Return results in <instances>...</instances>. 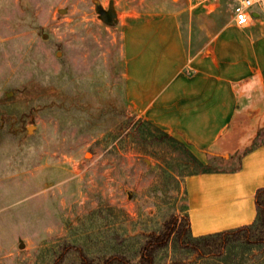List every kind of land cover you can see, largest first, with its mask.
<instances>
[{
    "label": "rangeland",
    "instance_id": "obj_1",
    "mask_svg": "<svg viewBox=\"0 0 264 264\" xmlns=\"http://www.w3.org/2000/svg\"><path fill=\"white\" fill-rule=\"evenodd\" d=\"M237 2L0 0V264L136 263L149 236L188 216L186 179L222 161L124 107V32L177 13L190 55L211 42L250 54L264 11L237 26ZM156 264H264V245L202 258L173 243Z\"/></svg>",
    "mask_w": 264,
    "mask_h": 264
},
{
    "label": "crops",
    "instance_id": "obj_2",
    "mask_svg": "<svg viewBox=\"0 0 264 264\" xmlns=\"http://www.w3.org/2000/svg\"><path fill=\"white\" fill-rule=\"evenodd\" d=\"M178 16L125 30V94L139 117L222 161L219 173L186 179L188 217L198 237L256 218L255 195L264 188V44L246 54L243 44L234 50L211 42L210 50L190 55ZM230 49L235 58H228Z\"/></svg>",
    "mask_w": 264,
    "mask_h": 264
},
{
    "label": "trees",
    "instance_id": "obj_3",
    "mask_svg": "<svg viewBox=\"0 0 264 264\" xmlns=\"http://www.w3.org/2000/svg\"><path fill=\"white\" fill-rule=\"evenodd\" d=\"M123 105L126 109L131 111L130 113H132V115H136L127 103L125 76ZM139 121L146 123L150 127L161 132L164 136L169 137L168 134L164 133L144 118L140 117ZM255 206L256 218L252 224L198 237L192 234L188 216H184L181 219L173 217L164 224V230L159 236L148 237V240L141 250L138 262L129 263L124 262L122 258H116L115 260L98 264H156L157 256L161 251L173 243H175L178 248L186 249L202 258L208 256H221L228 247L238 243L262 246L264 245V188L257 190L255 195ZM80 255L82 257V264H95L93 260L89 259L83 253H80Z\"/></svg>",
    "mask_w": 264,
    "mask_h": 264
},
{
    "label": "built area",
    "instance_id": "obj_4",
    "mask_svg": "<svg viewBox=\"0 0 264 264\" xmlns=\"http://www.w3.org/2000/svg\"><path fill=\"white\" fill-rule=\"evenodd\" d=\"M262 11H264V0H254V3L244 9H242L240 0H238L234 7L233 21L237 25L236 17L239 15L240 26L247 27L250 22L258 19V17L254 16V13H258V16H261ZM245 23L247 26H245Z\"/></svg>",
    "mask_w": 264,
    "mask_h": 264
},
{
    "label": "water",
    "instance_id": "obj_5",
    "mask_svg": "<svg viewBox=\"0 0 264 264\" xmlns=\"http://www.w3.org/2000/svg\"><path fill=\"white\" fill-rule=\"evenodd\" d=\"M254 16L258 17V13H254ZM100 17L105 23H107L109 25H112L116 22L117 16H116V13L114 12V9H113V2H111L110 8L108 9V11H106V10L100 11ZM21 247H23V246H21Z\"/></svg>",
    "mask_w": 264,
    "mask_h": 264
},
{
    "label": "clouds",
    "instance_id": "obj_6",
    "mask_svg": "<svg viewBox=\"0 0 264 264\" xmlns=\"http://www.w3.org/2000/svg\"><path fill=\"white\" fill-rule=\"evenodd\" d=\"M242 9L247 8L249 5H251L252 3H254V0H240ZM236 21H237V26H240V20H239V15L236 17ZM245 26L246 23H245Z\"/></svg>",
    "mask_w": 264,
    "mask_h": 264
},
{
    "label": "flooded vegetation",
    "instance_id": "obj_7",
    "mask_svg": "<svg viewBox=\"0 0 264 264\" xmlns=\"http://www.w3.org/2000/svg\"><path fill=\"white\" fill-rule=\"evenodd\" d=\"M106 11H108V9Z\"/></svg>",
    "mask_w": 264,
    "mask_h": 264
}]
</instances>
